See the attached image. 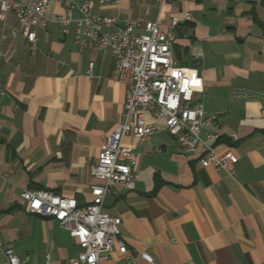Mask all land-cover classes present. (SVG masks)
<instances>
[{"label":"crops","instance_id":"obj_1","mask_svg":"<svg viewBox=\"0 0 264 264\" xmlns=\"http://www.w3.org/2000/svg\"><path fill=\"white\" fill-rule=\"evenodd\" d=\"M92 1L93 14L175 32L172 55L198 69L203 90L194 97L216 115L214 145H231L237 156L233 174L202 166L147 112L160 130L122 140L136 157L134 189L112 186L102 208L120 218L127 253L114 246L100 264H147L130 260L140 253L155 264H264V0ZM66 9L51 0L48 14ZM17 25L8 13L0 36ZM32 31L33 50L20 35L0 38V264L4 247L21 264H69L79 252L75 239L54 218L29 212L21 193L46 190L78 206L90 203V186L101 182L90 166L102 137L124 120L127 83L117 79L110 51L77 46L73 24L66 33L58 24ZM235 88L259 98L237 99ZM231 133L239 137L234 144Z\"/></svg>","mask_w":264,"mask_h":264},{"label":"built area","instance_id":"obj_2","mask_svg":"<svg viewBox=\"0 0 264 264\" xmlns=\"http://www.w3.org/2000/svg\"><path fill=\"white\" fill-rule=\"evenodd\" d=\"M50 1L0 0V20L13 13L18 24L16 28L4 29L0 38L20 35L33 50L34 26L45 28L58 24L66 33L73 24L74 41L80 49L92 47L111 52L117 79L127 83L124 120L101 139L97 160L90 166L91 174L101 182L90 186L89 204L78 206L74 198L39 189L23 190L21 197L29 212L54 218L75 239L79 252L69 264H100L114 246L120 253H127L124 242L118 239L120 218L102 209L104 199L111 196L112 186L118 184L132 190L138 177L131 168L135 154L130 146L122 143L124 136L149 139L160 130L157 123L160 120L177 139L181 150L195 154L202 166L233 174L237 156L231 145L221 150L214 145L220 138L216 115H207L202 103L194 97L203 90L198 69L180 65L173 57L174 31H163L157 22L141 19H125L120 26L116 17L91 13L92 0H58L67 3L66 13L48 14ZM74 11L78 12L77 17L73 16ZM184 18L188 20L190 15L185 13ZM170 24L175 27L178 18L172 17ZM132 28L142 32H134ZM92 66L90 62L89 73ZM233 95L237 99L259 98L257 93L241 88H235ZM147 112L153 113L157 121H146ZM229 138L232 144L239 139L235 133L229 134ZM2 251L4 264H21L11 247H4ZM136 256L147 264H155L147 253L130 255V260Z\"/></svg>","mask_w":264,"mask_h":264},{"label":"water","instance_id":"obj_3","mask_svg":"<svg viewBox=\"0 0 264 264\" xmlns=\"http://www.w3.org/2000/svg\"><path fill=\"white\" fill-rule=\"evenodd\" d=\"M119 25H120V26H122V24H121V23H119Z\"/></svg>","mask_w":264,"mask_h":264}]
</instances>
